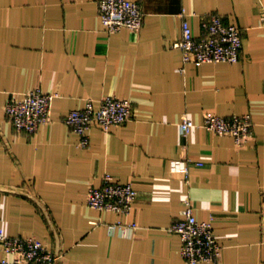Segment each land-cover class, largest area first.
<instances>
[{"label":"crops","instance_id":"1","mask_svg":"<svg viewBox=\"0 0 264 264\" xmlns=\"http://www.w3.org/2000/svg\"><path fill=\"white\" fill-rule=\"evenodd\" d=\"M130 1L141 29L109 34L99 0H0V232L48 244L56 264H187L169 228L189 201L213 228L218 264H264V0ZM205 13L240 29L238 62L183 63L182 19L198 36ZM36 88L56 95L50 120L17 132L5 104ZM109 95L130 101V119L93 127L81 148L63 118ZM205 114H250L252 133L239 147L202 128ZM184 116L198 126L187 136ZM105 174L137 191L128 215L87 206ZM118 220L137 228L123 235Z\"/></svg>","mask_w":264,"mask_h":264},{"label":"built area","instance_id":"2","mask_svg":"<svg viewBox=\"0 0 264 264\" xmlns=\"http://www.w3.org/2000/svg\"><path fill=\"white\" fill-rule=\"evenodd\" d=\"M98 11L104 30L113 34L122 29L138 32L143 23V13L139 3L130 0H99ZM183 18V13L180 14ZM260 20L264 30V9ZM200 34L194 36L189 23L182 19L181 37L173 47L181 50L184 64L195 66L204 63L234 64L240 59L242 35L234 24L225 23L215 13L200 16ZM55 94L36 88L23 94H12L5 104V114L17 132L33 134L50 120V113ZM129 100L109 95L96 103L89 99L81 109L71 110L63 122L78 136V145L88 148L89 131L97 127L109 132L112 127L124 125L132 115ZM202 128L217 135L231 136L235 144L243 146L252 133L250 114L230 117L205 114ZM183 136L198 127L187 117L180 124ZM190 162L176 161L173 166L188 173ZM193 165L201 166L200 162ZM137 191L131 183L115 181L112 174H105L99 187H90L86 197L89 208L99 212H111L126 216L136 199ZM182 218L169 228L181 242V257L187 264H218L221 246L218 243L210 223L198 220L189 201L181 211ZM123 235L133 232L135 223H123L118 220L110 226ZM0 248L5 257L0 264H56L62 254L54 251L48 244L31 236H7L0 232Z\"/></svg>","mask_w":264,"mask_h":264}]
</instances>
